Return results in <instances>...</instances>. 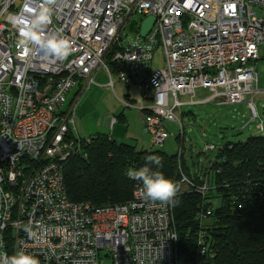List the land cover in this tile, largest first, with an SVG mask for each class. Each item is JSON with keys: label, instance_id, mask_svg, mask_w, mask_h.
<instances>
[{"label": "built area", "instance_id": "2783aa9c", "mask_svg": "<svg viewBox=\"0 0 264 264\" xmlns=\"http://www.w3.org/2000/svg\"><path fill=\"white\" fill-rule=\"evenodd\" d=\"M41 6L52 15L44 32L70 42L64 59L20 44L22 22ZM147 17L154 22L140 37ZM262 43L264 0H0V258L23 250L39 264H175L171 204L148 200L140 184L121 205L66 198L63 165L84 157L92 140L76 132L77 102L101 70L120 106L137 111L150 149L170 136L165 123L177 124L182 141L185 106L245 104L253 122V96L264 93L253 68ZM157 50L162 66L153 68ZM115 82L134 89L135 99H119ZM198 91L208 96L195 99ZM115 123L108 118L109 129ZM180 183L191 187L183 175ZM29 222L32 234L24 231Z\"/></svg>", "mask_w": 264, "mask_h": 264}, {"label": "trees", "instance_id": "16d2710c", "mask_svg": "<svg viewBox=\"0 0 264 264\" xmlns=\"http://www.w3.org/2000/svg\"><path fill=\"white\" fill-rule=\"evenodd\" d=\"M177 142L183 153L179 158L135 143H116L107 135L92 136L84 157H72L63 165L66 198L95 207L125 204L140 184L126 171L155 157L160 164L149 166L180 186L173 198L179 204H171L175 264H264V136L217 147L205 167L193 164L191 169L179 137ZM181 175L191 187L180 183ZM204 184L207 190L201 194L197 189ZM205 211L210 215L200 219Z\"/></svg>", "mask_w": 264, "mask_h": 264}, {"label": "rangeland", "instance_id": "374dc122", "mask_svg": "<svg viewBox=\"0 0 264 264\" xmlns=\"http://www.w3.org/2000/svg\"><path fill=\"white\" fill-rule=\"evenodd\" d=\"M263 12L257 10V16ZM131 40L132 36H128ZM258 60L253 63V68L257 73L256 89L264 91V43L258 47ZM162 66L161 52L157 50L154 53L152 62L153 68ZM95 83L102 85L107 82V77L100 70L94 77ZM91 85L80 96L75 112L74 126L77 134L82 137H88L96 133L112 136L116 143L134 144L133 141L125 137V125L118 122L113 130L104 127V118L111 115L118 117L120 113L125 112L113 92L105 86ZM73 90L71 94L76 91ZM124 87L115 82L114 93L119 99H123ZM132 100L136 97L134 89H130ZM69 95V98L71 97ZM208 96L205 91H198L195 99ZM249 98V96L247 97ZM255 110L258 117L255 121L250 120V113L245 104L235 106H222L214 103L197 104L185 106L178 113L179 119L183 123L182 144L184 149V159L186 166L191 169L194 167L203 168L208 160H211L215 151H204L206 145H213L215 148L226 143H237L243 141L249 136H264V93L253 96ZM184 113V114H182ZM131 115V114H130ZM128 118V117H127ZM135 122V118H132ZM262 124L263 131L257 132L256 125ZM136 125V124H134ZM133 126V123H132ZM165 129L170 136L164 144L157 148L167 155H174L178 149L177 138L179 136V127L175 123H165ZM135 136V132H133ZM131 135V134H130ZM148 139L149 136L147 135ZM138 148L141 146L138 145ZM103 264H110L107 258H103Z\"/></svg>", "mask_w": 264, "mask_h": 264}, {"label": "clouds", "instance_id": "9594fccd", "mask_svg": "<svg viewBox=\"0 0 264 264\" xmlns=\"http://www.w3.org/2000/svg\"><path fill=\"white\" fill-rule=\"evenodd\" d=\"M52 2L53 0H49V4ZM51 21V8L41 6L32 20L22 22L24 26L19 29L20 44L25 47L29 45L37 46L50 56L57 59H64L70 55V42L66 38L56 34L48 35L44 32L45 26L50 24ZM27 87H31V85ZM147 161L139 168H129L126 171L127 177L140 182L144 196L148 200L170 203L173 206L178 205L179 200L173 198L180 191L179 184L172 179L166 178L162 172L153 170L149 166V162L158 166L160 164L158 158L148 157ZM30 225L31 222L25 226L24 231L32 234ZM2 247L3 241L0 240V248ZM0 264H39V261L33 255L23 250H18L12 255H5L0 258Z\"/></svg>", "mask_w": 264, "mask_h": 264}, {"label": "crops", "instance_id": "0c3cea01", "mask_svg": "<svg viewBox=\"0 0 264 264\" xmlns=\"http://www.w3.org/2000/svg\"><path fill=\"white\" fill-rule=\"evenodd\" d=\"M97 73L95 74L94 77H96ZM106 83L102 84L101 86H105ZM125 89V88H124ZM136 92V91H135ZM126 95H129V98L132 99V95L130 93V89H125L124 90V93H123V99H125V96ZM128 111H126L127 114V117H126V114L125 112L123 113H120L118 117H115L113 115L109 116V117H114L116 119V123L112 126V130L114 128V126L118 123V122H122L124 123L125 125V137H127L128 139H130L131 141H133V143L136 144V146L140 145L142 149H150L149 147V139L147 137V134L144 132V129H143V126H142V123H141V120H140V117L137 113V111L135 110H132V109H126ZM131 114V115H130ZM184 114V113H182ZM109 117H105L104 118V127H108V118ZM132 118H135V122H133V119ZM132 123H133V126H132ZM136 124V125H134ZM132 130L133 132H135V136L133 135L132 133ZM96 134H102V133H96ZM94 134V135H96ZM131 134V135H130ZM94 135H91V136H88V137H92ZM104 135V134H102ZM79 137L81 138H88V137H82L78 134ZM110 139L113 140L112 136H110Z\"/></svg>", "mask_w": 264, "mask_h": 264}, {"label": "water", "instance_id": "95a60500", "mask_svg": "<svg viewBox=\"0 0 264 264\" xmlns=\"http://www.w3.org/2000/svg\"><path fill=\"white\" fill-rule=\"evenodd\" d=\"M153 22H154V20H153V18L152 17H147V18H145L143 21H142V23H141V25H140V28H139V35H140V37H145L146 35H147V33L149 32V30H150V28H151V26H152V24H153ZM133 23L134 22H131V24H130V26L128 27V31L129 32H136V27H134L133 26ZM264 115V114H263Z\"/></svg>", "mask_w": 264, "mask_h": 264}]
</instances>
